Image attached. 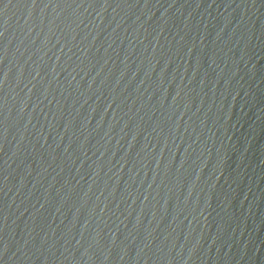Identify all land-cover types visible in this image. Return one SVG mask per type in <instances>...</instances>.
<instances>
[{"label":"water","instance_id":"1","mask_svg":"<svg viewBox=\"0 0 264 264\" xmlns=\"http://www.w3.org/2000/svg\"><path fill=\"white\" fill-rule=\"evenodd\" d=\"M14 264H264V0H27Z\"/></svg>","mask_w":264,"mask_h":264}]
</instances>
